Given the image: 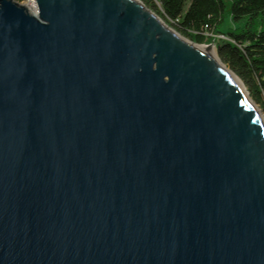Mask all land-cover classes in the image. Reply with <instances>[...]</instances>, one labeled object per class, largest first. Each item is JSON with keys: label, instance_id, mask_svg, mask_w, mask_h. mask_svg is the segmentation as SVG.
<instances>
[{"label": "water", "instance_id": "95a60500", "mask_svg": "<svg viewBox=\"0 0 264 264\" xmlns=\"http://www.w3.org/2000/svg\"><path fill=\"white\" fill-rule=\"evenodd\" d=\"M137 1L0 0V264H264L254 103Z\"/></svg>", "mask_w": 264, "mask_h": 264}, {"label": "trees", "instance_id": "16d2710c", "mask_svg": "<svg viewBox=\"0 0 264 264\" xmlns=\"http://www.w3.org/2000/svg\"><path fill=\"white\" fill-rule=\"evenodd\" d=\"M197 45L216 42L219 60L264 113V0H140ZM234 27L222 30L225 18ZM224 36V38H218Z\"/></svg>", "mask_w": 264, "mask_h": 264}, {"label": "bare ground", "instance_id": "6f19581e", "mask_svg": "<svg viewBox=\"0 0 264 264\" xmlns=\"http://www.w3.org/2000/svg\"><path fill=\"white\" fill-rule=\"evenodd\" d=\"M134 2H137L139 4H141L139 1L137 0H132ZM151 15H153V17H155V19L161 24V26L172 32L174 34L175 37H177V39H179V41H181L183 44L193 48L194 50H196L197 52H199L200 54H202L204 57H206L208 60H210L213 64H215L216 66H218L220 69H222L231 79L232 81L237 85V87L240 89V91L243 93V95L245 96V98L247 100L250 101L249 99V95L247 93V91L245 90L242 82L240 81V79L228 68L226 67L217 57L215 51L213 49H211L210 47L204 46V45H197L193 42H191L190 40L186 39L185 37L181 36L180 34H178L175 30H173L171 27H169L161 18H159L157 15H155L154 13L151 12ZM253 104V103H252ZM253 107L256 111V113L258 114L261 122L264 124V119L261 116L260 111L258 110V108L256 107V105L253 104Z\"/></svg>", "mask_w": 264, "mask_h": 264}, {"label": "rangeland", "instance_id": "374dc122", "mask_svg": "<svg viewBox=\"0 0 264 264\" xmlns=\"http://www.w3.org/2000/svg\"><path fill=\"white\" fill-rule=\"evenodd\" d=\"M153 12V11H152ZM154 13V12H153ZM155 14V13H154ZM156 15V14H155ZM160 18V17H159ZM164 21V20H163ZM165 22V21H164ZM166 23V22H165ZM169 27H171L168 23H166ZM235 26V24H233V22L231 21V19H230V17H226L225 18V22L223 23V25L221 26V28H222V30H227V29H229V28H231V27H234ZM172 28V27H171ZM173 29V28H172ZM174 30V29H173ZM218 38H220L219 36H218ZM187 39V38H186ZM204 46H207V47H210L211 49H213L214 51H215V53H216V42L215 41H212L210 44H208V45H204ZM216 55H217V53H216ZM256 107H257V105H256ZM258 108V107H257ZM258 110L260 111V113H261V116H262V118L264 119V113L258 108Z\"/></svg>", "mask_w": 264, "mask_h": 264}, {"label": "built area", "instance_id": "2783aa9c", "mask_svg": "<svg viewBox=\"0 0 264 264\" xmlns=\"http://www.w3.org/2000/svg\"><path fill=\"white\" fill-rule=\"evenodd\" d=\"M16 3L26 7L31 14L37 15L38 13V5L37 0H13ZM157 1V0H155ZM220 38L226 39L224 36H219Z\"/></svg>", "mask_w": 264, "mask_h": 264}]
</instances>
